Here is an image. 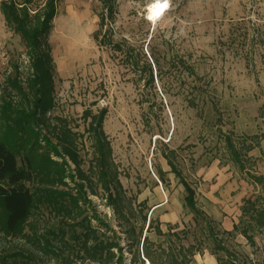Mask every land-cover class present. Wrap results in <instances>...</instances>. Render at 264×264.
Instances as JSON below:
<instances>
[{"label":"rangeland","instance_id":"1","mask_svg":"<svg viewBox=\"0 0 264 264\" xmlns=\"http://www.w3.org/2000/svg\"><path fill=\"white\" fill-rule=\"evenodd\" d=\"M4 1L0 95L9 78L32 74L25 44L6 24ZM151 2H116L114 22L102 32L106 40L112 28L114 53L95 39L100 0H60L49 38L55 114L83 132L84 110L106 109L103 129L125 197L136 207L144 203L138 211L148 215L147 224L193 231L185 187L165 155L171 157L195 190L197 207L217 222V242L205 241L191 264H264V228L253 227L241 210L247 199L262 196L255 179L264 177V0H171L155 25L146 18ZM83 137L79 159L88 167L92 145ZM96 202L120 232L113 212ZM56 225L47 214L35 228L41 234ZM244 228L253 244L240 234ZM145 235L157 241L154 233ZM194 236L201 234L192 232L184 243ZM29 244L0 233V263L33 250L38 255ZM33 262L55 264L44 254Z\"/></svg>","mask_w":264,"mask_h":264},{"label":"trees","instance_id":"2","mask_svg":"<svg viewBox=\"0 0 264 264\" xmlns=\"http://www.w3.org/2000/svg\"><path fill=\"white\" fill-rule=\"evenodd\" d=\"M117 1L100 0L102 12L95 33L99 45L110 46L114 53L118 44L112 39V28L106 40L102 32L114 22ZM59 2L6 0L1 5L7 26L26 46L32 74L25 79L9 78L0 95V233L30 243L38 255L49 256L55 264H128L126 253L131 255L129 264H145L144 260L149 264H191L205 241L217 242V222L197 207L195 190L171 157L165 155L185 187V204L194 215L193 231L172 225L164 232L160 223L154 227L150 220L147 224L148 215L140 218L138 211L144 203L136 207L125 197L103 129L106 109H85L83 132L80 125L74 127L68 118L55 114L54 58L49 38ZM255 37L254 33L253 42ZM85 135L93 155L88 167L79 159ZM262 141L264 135L260 144ZM255 183L260 184L262 196L247 199L241 210L259 230L264 228V177H257ZM99 199L116 216L120 232L102 215L96 202ZM47 214L57 225L39 234L35 225ZM233 227L238 231L237 225ZM144 232L154 233L157 241H150ZM192 232L201 237L194 236L186 245ZM240 234L254 243L247 228ZM38 255L34 250L28 256L14 254L2 258L0 264H34Z\"/></svg>","mask_w":264,"mask_h":264},{"label":"clouds","instance_id":"3","mask_svg":"<svg viewBox=\"0 0 264 264\" xmlns=\"http://www.w3.org/2000/svg\"><path fill=\"white\" fill-rule=\"evenodd\" d=\"M171 0H152L147 8V19L157 24L164 16L165 12L170 8Z\"/></svg>","mask_w":264,"mask_h":264},{"label":"bare ground","instance_id":"4","mask_svg":"<svg viewBox=\"0 0 264 264\" xmlns=\"http://www.w3.org/2000/svg\"><path fill=\"white\" fill-rule=\"evenodd\" d=\"M69 42V41H68ZM71 45V44H70Z\"/></svg>","mask_w":264,"mask_h":264},{"label":"crops","instance_id":"5","mask_svg":"<svg viewBox=\"0 0 264 264\" xmlns=\"http://www.w3.org/2000/svg\"><path fill=\"white\" fill-rule=\"evenodd\" d=\"M261 147V146H260Z\"/></svg>","mask_w":264,"mask_h":264}]
</instances>
